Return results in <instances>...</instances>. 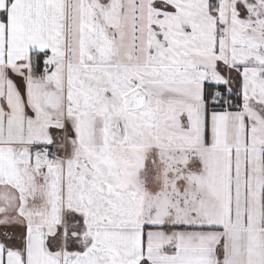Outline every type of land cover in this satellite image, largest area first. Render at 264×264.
I'll list each match as a JSON object with an SVG mask.
<instances>
[{"label":"snow or ice","instance_id":"snow-or-ice-1","mask_svg":"<svg viewBox=\"0 0 264 264\" xmlns=\"http://www.w3.org/2000/svg\"><path fill=\"white\" fill-rule=\"evenodd\" d=\"M0 264H264V0H0Z\"/></svg>","mask_w":264,"mask_h":264}]
</instances>
